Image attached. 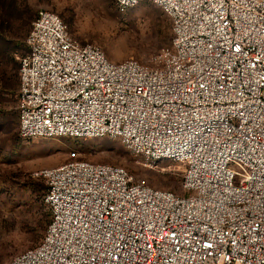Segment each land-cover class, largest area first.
Segmentation results:
<instances>
[{"label":"built area","instance_id":"obj_1","mask_svg":"<svg viewBox=\"0 0 264 264\" xmlns=\"http://www.w3.org/2000/svg\"><path fill=\"white\" fill-rule=\"evenodd\" d=\"M150 1L172 32L152 65L113 62L39 10L19 60L18 133L118 139L181 163L185 193L70 153L35 173L50 221L8 264H264V0Z\"/></svg>","mask_w":264,"mask_h":264},{"label":"rangeland","instance_id":"obj_2","mask_svg":"<svg viewBox=\"0 0 264 264\" xmlns=\"http://www.w3.org/2000/svg\"><path fill=\"white\" fill-rule=\"evenodd\" d=\"M41 9L58 14L75 40L98 45L113 62L132 58L152 65L172 37L168 16L150 0L123 13L117 11L114 0H0V264H8L14 255L41 240L50 217L44 215L48 212L46 183L35 173L68 161L70 153L84 161L121 166L155 188L185 193L181 163L165 158L147 160L118 139L19 135V60L27 52L25 39ZM86 11L106 20L104 31L110 34L109 40L77 34V21ZM14 232L13 238L5 239Z\"/></svg>","mask_w":264,"mask_h":264},{"label":"clouds","instance_id":"obj_3","mask_svg":"<svg viewBox=\"0 0 264 264\" xmlns=\"http://www.w3.org/2000/svg\"><path fill=\"white\" fill-rule=\"evenodd\" d=\"M106 20L99 17L95 12L86 11L77 21V34L87 39L90 36H96L97 38H103L105 40L110 39V34L104 31V25ZM15 236V232L6 236L5 239H11Z\"/></svg>","mask_w":264,"mask_h":264},{"label":"trees","instance_id":"obj_4","mask_svg":"<svg viewBox=\"0 0 264 264\" xmlns=\"http://www.w3.org/2000/svg\"><path fill=\"white\" fill-rule=\"evenodd\" d=\"M171 42V41H170ZM47 188V187H46ZM45 203V202H44ZM46 217L47 216H49L50 217V212H49V210H48V212L47 213H45L44 214ZM49 221H50V218H49ZM49 223V222H48ZM47 228V227H46ZM42 231H43V229H42ZM42 231H40V234L42 233ZM45 233V232H44ZM44 235V234H43ZM41 235H39V237H40ZM43 237V236H42ZM42 239V238H41Z\"/></svg>","mask_w":264,"mask_h":264},{"label":"snow or ice","instance_id":"obj_5","mask_svg":"<svg viewBox=\"0 0 264 264\" xmlns=\"http://www.w3.org/2000/svg\"><path fill=\"white\" fill-rule=\"evenodd\" d=\"M237 51L239 52L240 50L237 49ZM200 88H204V84H200ZM219 94V93H218ZM208 247H211L210 245Z\"/></svg>","mask_w":264,"mask_h":264}]
</instances>
